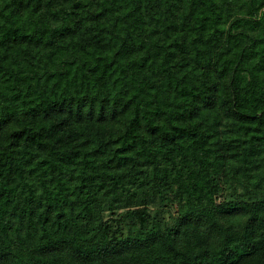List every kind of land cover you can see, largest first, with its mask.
<instances>
[{
  "label": "trees",
  "instance_id": "obj_1",
  "mask_svg": "<svg viewBox=\"0 0 264 264\" xmlns=\"http://www.w3.org/2000/svg\"><path fill=\"white\" fill-rule=\"evenodd\" d=\"M0 264H264V0H0Z\"/></svg>",
  "mask_w": 264,
  "mask_h": 264
}]
</instances>
